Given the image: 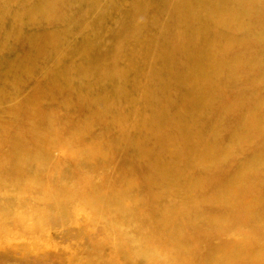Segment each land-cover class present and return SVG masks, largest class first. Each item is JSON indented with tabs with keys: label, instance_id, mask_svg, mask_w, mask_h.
Returning <instances> with one entry per match:
<instances>
[{
	"label": "rangeland",
	"instance_id": "1",
	"mask_svg": "<svg viewBox=\"0 0 264 264\" xmlns=\"http://www.w3.org/2000/svg\"><path fill=\"white\" fill-rule=\"evenodd\" d=\"M68 2L70 0H67ZM44 4L45 0H12L10 8L16 7L18 12L25 17H21L20 24H18L22 40L15 46L12 40L0 35V185L7 193L0 195V210L2 211L0 212V264H197L198 260L195 256L181 260V252L177 247L168 255L154 256L148 260L132 254L136 244L141 242H135L139 238L146 241L145 247L148 244L151 248L159 249L161 247L164 252H168L173 248L171 245L176 244V238L162 223L153 222L148 226L145 221L136 218L139 227L137 230L132 227L136 220H132L130 214L138 211L142 213H147L148 210L152 211L148 213H154L155 219L160 220L159 203L162 212H168L171 209L170 204L164 205L163 198H158L159 200L156 202H151L148 198L147 203L138 206V209L135 206L131 207L130 214L110 213L111 208L105 209L99 217L92 212V207L87 204L88 200L83 196V192L74 194V196L66 194L68 200L60 206L55 204L56 202L50 203L49 200H44L42 203L39 200V203L33 202L29 197L28 186L22 181L26 180L25 172L32 174L39 172L42 175L46 172L45 175L55 174L56 177L58 173H61V178H52L54 179L52 182L59 183V191H63L64 187H72L70 181L75 177L67 178V176L72 174L70 171L78 170V167H75L74 159L70 155L73 147L64 144L66 139L74 140L85 147L98 146L102 140H108L107 145L110 149L108 154L93 155L92 158H88V160H92L90 165L84 162L81 164L84 170L88 167L91 170L89 174L88 171L81 172V176L87 179L88 183L89 180L99 183L105 177L110 178L109 182H111L113 177L120 174V168L124 163L128 164L137 174H143L144 170H148L149 165L142 161L141 157H138V149L142 145L154 148L156 141V137L149 134L156 128H149V123L150 125L157 124V127L164 116L172 121H179L180 113L173 107L175 105L181 107V100L186 96L184 88L180 85H173L171 90L169 88L170 93L164 95L161 91L155 100L151 101L147 96V92L150 90L147 88V80L142 76L143 74L138 75L145 65L159 66L160 70L164 72L157 74L156 79L162 80L169 73L165 72L162 66L164 58L156 55L153 50H143L141 52L143 56L129 53V50L133 49L130 41L134 38V33L128 32L127 28L131 16H134L137 21H143L145 26L147 25V28L139 34L142 41H146L154 35V30H149L150 27H148L150 22L153 23L151 15L148 21L142 17L137 18L139 14L133 12L137 9L133 0H97L91 5L88 0L74 1L73 12L70 11V15L74 16L73 19H77V26L73 33L69 34L67 45L62 46L58 43L56 45L55 42L50 41L48 45L46 42L45 46L37 47L36 51L31 53L29 45L24 39H30L33 32L46 39L51 35L55 39L58 34L63 32V25L58 19L62 15L57 17L55 13L49 14L53 20L44 17L45 14L39 13L33 18V21L28 18L36 11V7ZM54 6L57 7L56 2H54ZM87 6H89V10H87ZM157 6L156 3L141 2L140 8L148 14ZM261 7L264 8V5ZM5 20L3 19L4 22ZM88 24H92L93 28L91 27V32L84 36ZM4 28L7 29L8 25H4ZM263 30L264 28L261 27L256 32ZM226 33L235 38L246 36L244 32H233L232 29H226ZM23 41L25 46H23ZM2 48L5 50L2 51ZM85 48L87 56L84 58L78 57L73 52ZM111 49L117 51L116 56H119V51L122 54L119 57L120 61L115 63L111 59L109 62L112 65L114 63L116 68H107L103 71L108 77L107 86H120L123 80L122 88L126 95L137 96V100L133 104L128 103V99L123 105L132 114L128 120L121 122L123 126L120 128L114 121H109L108 117L104 118L106 120H97L93 115L96 114L95 110L86 111L84 114L90 118V124H83L76 130L65 131L62 124L70 126L71 115L78 112L74 97L81 95L85 99H91L90 89L74 78L77 73L74 71V65L86 67L92 56L100 58L105 54L106 59ZM125 51H128L129 54L124 55ZM227 51L228 54L234 55L235 48L228 47ZM53 52L59 56L62 62L57 63L52 58ZM247 52L258 56L260 50L251 48ZM35 53L46 54L41 61V58ZM169 53L170 51L165 55ZM158 62L161 65H157ZM175 63L178 62L175 54H172L169 64ZM252 66L257 75L263 74L264 62L254 61ZM123 67L127 69L124 72H119ZM62 68L61 75L56 76L53 73ZM124 74L126 75L122 77ZM220 80L222 85L217 88L219 96L217 99L233 105L235 111L226 107L221 110L222 114L216 117L224 125V134L230 136L236 127V120L232 114L234 116L241 115L245 109L251 108L254 104L253 98L248 95L249 91H253L254 86L244 83L239 78L227 80L220 78ZM51 82L58 83L56 90H48V85ZM134 85L136 88L132 89ZM256 85L263 88L261 94L264 90V81L260 79ZM99 92L105 94L101 88ZM44 93L45 99L41 100L40 94ZM35 95L41 100L36 105L29 101ZM106 95L107 93L101 98H105ZM211 98L213 99V96ZM135 118L137 119L135 120ZM125 123L127 125H124ZM212 125L211 128L217 129L215 120ZM52 128L54 130L50 133L49 129ZM243 128L244 133L247 134L246 141L232 148L230 140L222 141L220 146L229 153L222 151L220 160H214L208 164L220 166L222 171L215 175L218 178L226 179L235 174L236 170L245 175L243 178L237 176L234 188H239L240 185L244 186V206L248 207L246 205L248 202L264 199V182H260V179L264 181V167L260 166L261 173L252 177L249 176L251 167L245 166V164L247 160L250 161L256 151L264 153V145L256 140L248 139L253 133L252 128L247 125H244ZM238 129L239 127L236 129V134H239ZM256 129L260 135L264 136V122ZM30 130L37 132L44 145L53 146L54 157L47 159L45 153L39 155L29 150V147L35 148L33 142L36 139L31 138ZM202 130L207 133L205 126ZM98 136L99 139L95 143L93 139ZM237 148H241L243 151L236 152ZM43 150L45 151V148ZM154 152L161 158L169 156L168 151L163 149H156ZM202 153L207 154L205 150ZM110 156H115V160H112ZM196 160L202 161L199 150L195 154L193 162L191 159L189 160V174L195 180H203L205 179L201 171L203 168L193 166L197 163ZM253 164L255 165L256 162ZM10 167L17 170L12 173L5 172ZM138 180L141 189L150 194H157L161 197L166 194V188L153 186L147 182L145 177L140 176ZM107 187L110 188L109 185ZM109 196L112 195L109 193ZM146 206H150V208L147 210ZM256 209L255 221L249 215L250 230L254 229L250 235L245 236L246 233L242 234L237 226L226 224L230 228L213 233L210 239L206 238L209 242L205 243L204 248L210 247L214 243L228 244L256 238L264 231L256 223L264 217V203ZM40 210L42 211L40 212ZM214 215L222 217L223 209L216 211ZM128 227H131L136 233L127 231ZM244 236L245 238L242 239ZM263 243L249 240L248 243L242 245L257 244L260 247ZM145 247L143 250H146ZM114 252L119 253L118 258L115 257Z\"/></svg>",
	"mask_w": 264,
	"mask_h": 264
},
{
	"label": "bare ground",
	"instance_id": "2",
	"mask_svg": "<svg viewBox=\"0 0 264 264\" xmlns=\"http://www.w3.org/2000/svg\"><path fill=\"white\" fill-rule=\"evenodd\" d=\"M74 1L77 0H70L68 3L67 0H45L43 6L36 7V11L28 16L32 21L38 13L45 14L47 16L44 15V17L52 19L49 14L55 13L57 17L62 15L58 19L63 25V32L58 34L55 39L53 35L46 39L34 32L30 39H24L29 45L31 53L35 52L37 47L45 46L46 42L48 45L50 41L62 46L67 45L69 34L73 33L77 26V19H73L74 16L70 15V11L73 12ZM96 1L88 0L90 5ZM11 2L12 0H0V35L12 40L16 46L22 40L18 24H20L21 17H25L18 12L16 7L10 8ZM54 2L57 3V7L54 6ZM133 2L137 7L133 12L139 14L137 18L142 17L148 21L151 15L153 23L150 22L148 27H150L149 30H154V35L148 40L142 41L139 34L147 28V25L145 26L143 21H137L134 16H131L127 28L128 32L134 33V38L130 41L133 49L129 50V53L143 56L141 54L143 50H153L156 55L164 58L162 66L164 71L169 73L167 77H163L162 80L156 79L157 74L164 72L160 70L159 66L155 67L154 65L151 67L145 65L138 75L143 74L142 76L147 80V88L150 89L147 96L151 101L155 100L161 91L162 95L170 93L173 85H180L184 88L186 96L182 97L181 107L178 105L173 107L175 111H179L180 120L172 121L164 116L157 127V124L150 125L149 123V128H156L155 131L149 133L156 137L154 148L142 145L138 149V157L148 163V170H144L143 174L139 175L124 163L120 168V174L113 177L111 182H109L110 178L105 177L99 183L90 180L88 183V180L81 176L82 171H88V174L91 172L89 167L86 170L82 168V162L90 165L92 160H88V158H92L93 155L102 156V153L106 155L110 152L107 145L108 140H102L98 146L85 147L74 140L66 139L64 144L73 147L70 155L74 159L75 167H78V170L70 171L72 174L67 176V178L75 177L70 181L72 187H64L63 191H59V183L52 181L57 177L61 178V173H58L56 177L55 174L47 176L46 172L43 175L39 172L34 174L25 172L26 180H21L28 186L29 197L33 202L39 203L40 201L42 203L44 200H49L50 203L56 202L55 204L60 206L68 200L66 194L74 196V194L83 192V196L88 200L87 204L92 207V212L99 217L105 209L111 208L110 213L130 214L131 207L135 206L138 209V206L147 203L148 198L151 202L163 198L164 205L170 204L171 209L168 212H162L159 203L160 220L155 219L154 213H148L152 211L148 210L150 206H146L147 213L138 211L130 214L132 220H136L132 227L136 230L139 227L136 218L145 221L148 226L153 222L162 223L176 238V246L172 244L173 248L164 252L161 247L159 249L151 248L149 244L145 247L146 241L139 238L135 242H141L136 244L132 250L134 256L148 260L154 256L168 255L177 247L181 252V260L195 256L198 260L197 264H264V231L256 238L228 244L214 243L212 246L204 248L205 243L209 242L206 238L210 239L213 233L230 228L226 224L237 226L242 234L246 233L245 236L250 235L254 229L250 230L249 215L255 221L256 208L264 203V199L257 200L248 202L246 204L248 207H245L244 186L240 185L239 188H234L237 176L243 178L245 175L236 170L235 174L226 179L218 178L215 175L222 171L220 166L208 164L214 160H220L221 152L226 151L220 146L222 141L230 140L231 148L246 141L247 134L244 133V125L253 129V133L248 139L256 140L264 145V136L256 131V128L264 122V90L260 94L263 88L256 85L260 79L264 81V71L259 76L252 66L254 61L264 62V30L256 32L261 27L264 28V8L261 7L264 5V0H133ZM141 2L147 4L152 2L158 6L147 14L140 8ZM79 10L82 11L81 8ZM87 10H89V6H87ZM3 19H6L5 22ZM4 25H8V28L5 29ZM91 27L93 28L92 24L86 26L84 36L91 32ZM1 29L3 30L1 31ZM226 29H232L233 32L242 31L246 36L232 37L226 33ZM24 41L23 46H25ZM228 47L235 48L234 55L228 54ZM251 48L260 50L258 56L247 52ZM4 50L2 48V51ZM169 51L170 53L165 55ZM73 52L80 58L87 56L86 48ZM129 53L125 51L124 55ZM35 54L42 61L46 53ZM117 54L116 50L111 49L106 59L105 54L100 58L92 56L86 67L74 65V71L77 72L74 78L90 89L91 99H85L81 95L74 97L78 112L73 116L70 114V126L62 124V127L61 125L65 131L76 130L83 124H90V118L84 114L86 111L95 110L96 114L93 115L97 120H106L104 118L108 117L109 121H114L120 128L123 126L121 122L128 120L132 113L128 112L123 105L128 99V103L133 104L137 100V96L126 95L122 88L123 80L120 86H107L108 77L103 73L107 68H116L114 63L112 65L109 62L111 59L115 63L120 61L119 57L122 53L119 51V56H116ZM172 54H175L178 63L169 64ZM52 58L57 63L62 62L54 52ZM157 65H161V63L158 62ZM125 69L127 68L123 67L119 72H124ZM53 73L59 76L63 73V68ZM220 78L225 80L239 78L244 83L254 86L253 91L248 92V95L253 98L254 104L251 108L245 109L241 115L234 116L232 114L236 120V127L234 134L232 133L230 136L224 134V125L216 117L221 115V110L226 107L235 111L233 105L217 99L219 98L217 88L222 85ZM125 80L127 81V77ZM57 87L58 83L51 82L48 85V90H56ZM100 88L105 94L107 93L105 98H101L105 94L99 92ZM135 88V85L132 86V89ZM37 95L29 100L34 105L45 99V93L40 94L41 100ZM259 104L261 105L258 106ZM214 120L217 123V129L211 128ZM204 126L207 133L202 130ZM237 127H239V134H236ZM53 130L54 128L49 129V132L52 133ZM29 134L31 138H36L33 142L35 148L29 147L31 152L39 155L45 153L47 159L55 156L53 146L44 145L37 132L30 130ZM98 139L99 136L93 140L96 143ZM206 139L208 140L206 141ZM39 147L40 149H38ZM156 149L168 151L169 156L161 158L154 152ZM198 150L202 161L196 160L197 163L193 166L203 168L201 169L205 176L203 180H195L189 174V160L194 159ZM203 150L207 154L202 153ZM237 151H243V149L237 148ZM110 158L115 160V156H110ZM253 162L256 164L254 165ZM245 166L251 167L249 176L254 177L260 174V166L264 167V153L256 151L250 161L247 160ZM135 168L137 167L135 166ZM15 170L17 169L10 167L5 172L12 173ZM140 176L145 177L147 182L153 186L166 188V194L161 197L141 189L138 180ZM260 182L264 181L260 179ZM1 186L0 195L7 194ZM109 193L112 196H109ZM221 208L224 215L216 217L214 213ZM0 212L2 211L0 210ZM256 223L264 230V217ZM127 231L136 233L131 227H128ZM249 240L256 243L262 242L263 245L260 247L257 244L242 245L248 243ZM144 247L146 250H143ZM121 249L123 248L121 247ZM114 254L118 258L119 253L114 252Z\"/></svg>",
	"mask_w": 264,
	"mask_h": 264
}]
</instances>
